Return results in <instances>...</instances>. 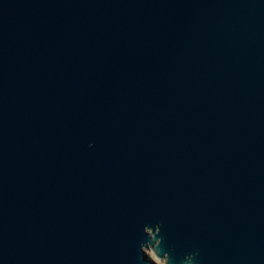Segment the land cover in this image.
<instances>
[{"label":"water","instance_id":"95a60500","mask_svg":"<svg viewBox=\"0 0 264 264\" xmlns=\"http://www.w3.org/2000/svg\"><path fill=\"white\" fill-rule=\"evenodd\" d=\"M264 264V0H0V264Z\"/></svg>","mask_w":264,"mask_h":264},{"label":"rangeland","instance_id":"374dc122","mask_svg":"<svg viewBox=\"0 0 264 264\" xmlns=\"http://www.w3.org/2000/svg\"><path fill=\"white\" fill-rule=\"evenodd\" d=\"M147 255L154 261L155 264H163L162 259H158L153 255V252L150 249H145Z\"/></svg>","mask_w":264,"mask_h":264}]
</instances>
